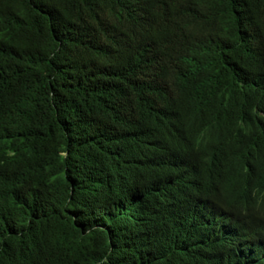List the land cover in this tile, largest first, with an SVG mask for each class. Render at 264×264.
Here are the masks:
<instances>
[{"label": "trees", "instance_id": "obj_1", "mask_svg": "<svg viewBox=\"0 0 264 264\" xmlns=\"http://www.w3.org/2000/svg\"><path fill=\"white\" fill-rule=\"evenodd\" d=\"M263 183L264 0H0V264H243Z\"/></svg>", "mask_w": 264, "mask_h": 264}, {"label": "clouds", "instance_id": "obj_2", "mask_svg": "<svg viewBox=\"0 0 264 264\" xmlns=\"http://www.w3.org/2000/svg\"><path fill=\"white\" fill-rule=\"evenodd\" d=\"M142 77L149 76L143 74L139 80ZM220 192L216 198L195 202L198 212L207 221L216 223L218 238L231 252L241 255L243 264H264V219L257 220L264 214V183L252 191L251 201L231 210L221 209L219 203L236 194L235 185ZM252 222L258 224L253 231L249 226ZM246 230L250 232L248 236H245ZM252 233H256L260 240L251 238Z\"/></svg>", "mask_w": 264, "mask_h": 264}, {"label": "bare ground", "instance_id": "obj_3", "mask_svg": "<svg viewBox=\"0 0 264 264\" xmlns=\"http://www.w3.org/2000/svg\"><path fill=\"white\" fill-rule=\"evenodd\" d=\"M259 264V263H258Z\"/></svg>", "mask_w": 264, "mask_h": 264}]
</instances>
